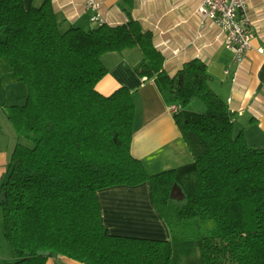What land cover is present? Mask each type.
Segmentation results:
<instances>
[{
    "label": "trees",
    "instance_id": "trees-1",
    "mask_svg": "<svg viewBox=\"0 0 264 264\" xmlns=\"http://www.w3.org/2000/svg\"><path fill=\"white\" fill-rule=\"evenodd\" d=\"M52 0H0V58L27 87L22 105H1L18 143L0 182L3 235L12 262L46 264H264V147L236 131V112L198 58L175 74L138 20L62 30ZM138 49L135 72L153 80L193 161L150 174L131 153L136 107L120 87L104 96L103 55ZM199 101L203 112L189 109ZM148 183L169 241L110 234L97 192ZM177 184L183 193L171 199ZM49 252L48 256L38 255ZM198 252L197 258L194 254ZM59 264V263H58Z\"/></svg>",
    "mask_w": 264,
    "mask_h": 264
},
{
    "label": "crops",
    "instance_id": "crops-1",
    "mask_svg": "<svg viewBox=\"0 0 264 264\" xmlns=\"http://www.w3.org/2000/svg\"><path fill=\"white\" fill-rule=\"evenodd\" d=\"M44 0H24L26 7L39 6ZM85 0H52L62 30L77 27L88 30L90 23ZM202 0H103L102 13L110 25L138 20L144 30L152 32L158 49L164 54V69L175 74L183 64L198 58L207 65L213 77L211 86L236 112V131L243 129L249 145L264 147V0L249 4L248 29L251 48L238 66L231 63L221 31L211 21H203L198 12ZM3 35L0 31V40ZM143 60L136 48L122 53L103 55L108 73L96 90L109 96L120 87L133 93L136 107L132 155L150 174L178 168L193 161L174 116L168 110L153 80L140 78L135 68ZM225 71L229 73L226 74ZM27 87L18 81L7 61L0 58V104L22 105ZM18 143V137L0 112V182L5 180L7 165ZM101 219L113 235L169 241V229L155 208L148 183L137 186H115L97 192ZM0 233V258L12 262L7 244ZM84 264L59 256L46 264Z\"/></svg>",
    "mask_w": 264,
    "mask_h": 264
},
{
    "label": "built area",
    "instance_id": "built-area-1",
    "mask_svg": "<svg viewBox=\"0 0 264 264\" xmlns=\"http://www.w3.org/2000/svg\"><path fill=\"white\" fill-rule=\"evenodd\" d=\"M102 1H84L90 23L98 26L106 22L102 13ZM252 1L254 0H202L198 8L203 21H211L220 29L224 48L230 54L231 63L236 66L241 64L251 48L253 35L248 25L249 4ZM168 110L173 114L179 110V106L168 105Z\"/></svg>",
    "mask_w": 264,
    "mask_h": 264
},
{
    "label": "rangeland",
    "instance_id": "rangeland-1",
    "mask_svg": "<svg viewBox=\"0 0 264 264\" xmlns=\"http://www.w3.org/2000/svg\"><path fill=\"white\" fill-rule=\"evenodd\" d=\"M93 26H95V24L91 23ZM189 109L190 110H193V111H196V112H203L204 111V107L203 105L199 102V101H194L192 102L190 105H189ZM0 233H1V237L2 238V241L4 242V244L7 242L5 241V238H4V235H3V219H2V211H1V208H0ZM8 246V244H7ZM9 248V246H8ZM198 256V252H196L194 254V257L197 258ZM181 264H185V262L183 261Z\"/></svg>",
    "mask_w": 264,
    "mask_h": 264
},
{
    "label": "water",
    "instance_id": "water-1",
    "mask_svg": "<svg viewBox=\"0 0 264 264\" xmlns=\"http://www.w3.org/2000/svg\"><path fill=\"white\" fill-rule=\"evenodd\" d=\"M170 197H171V199H174V200L182 199L183 193H182L181 188L177 184L173 185V187L171 189ZM5 199H6V194L3 192L0 194V200L5 201ZM38 255L48 256L49 252H41L40 251L38 253Z\"/></svg>",
    "mask_w": 264,
    "mask_h": 264
}]
</instances>
